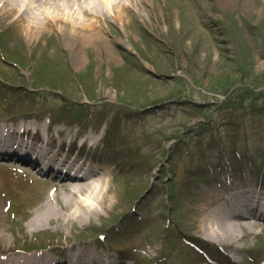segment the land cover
Wrapping results in <instances>:
<instances>
[{"label":"rangeland","instance_id":"1","mask_svg":"<svg viewBox=\"0 0 264 264\" xmlns=\"http://www.w3.org/2000/svg\"><path fill=\"white\" fill-rule=\"evenodd\" d=\"M139 5L143 17H130L124 28L88 5L116 42L117 60H110L104 47H89L82 68L56 33L29 43L19 27L16 32L3 28L8 22L0 24V117L52 115L69 120L59 122L64 129L100 132L105 148L96 158L102 154L113 162L104 177L113 188L126 184L120 188L122 201L113 196V206L99 208L102 217L51 233L28 232L35 226V198H22V212L13 219L0 192L1 251L95 244L103 230L107 237L98 243L104 245L99 254L133 257L129 264H137L135 257L151 258L150 264H200L204 258L191 241L212 235L198 231L200 217L193 209L204 207L207 195L217 201L231 194L228 171L233 183L259 179L264 169V0H141ZM7 95L13 104L6 108ZM4 170L0 182L7 185L1 191L28 187L23 184L28 175ZM238 171H244L243 178ZM64 195L61 189L56 193L60 200ZM127 214L132 221L125 225L138 229L124 233ZM231 235L243 247L237 260L253 264L248 251L264 264L262 234ZM200 247L220 261L218 251Z\"/></svg>","mask_w":264,"mask_h":264},{"label":"bare ground","instance_id":"2","mask_svg":"<svg viewBox=\"0 0 264 264\" xmlns=\"http://www.w3.org/2000/svg\"><path fill=\"white\" fill-rule=\"evenodd\" d=\"M143 1L147 4L153 3V0ZM87 2H89V6H93V9H97L98 14H101L105 21L106 19L114 20L123 28L129 23L130 17L133 20L143 17L139 7L141 0H101L102 4H98L96 0H0V24L8 22L3 28L11 31H16L15 28L19 27V30H22L19 32L29 43L45 38L48 33H56L60 36L68 51L71 52L73 62L77 68H82L85 65V50L89 47H96L97 49L104 47L108 58L116 61L114 51L116 42L108 38L106 35L107 28L104 26L102 18L96 13H90L88 5L84 4ZM127 10L136 14L130 15ZM33 126L37 127V125ZM39 128L36 135L29 137L32 139V151L30 153L37 151L39 144L42 143L40 139L43 135L40 130L44 129V126L40 125ZM46 129L48 130L49 139L47 144L49 159L54 157L51 154H53L52 147L57 141L56 137H61L64 141L68 138H75L70 135H78V133L73 134L65 129H52L50 126ZM12 133V135H16L15 132ZM92 135L93 133H89L85 137L86 144L92 143L95 145L98 143L96 135ZM18 136L24 137L25 135ZM12 146L13 144L8 145V147ZM57 154L59 155L60 151ZM87 160L89 159L87 158ZM67 162L79 164L76 159L73 160L69 156H67ZM108 172L101 168V170L89 172L83 176H66L58 183L47 184L44 191L53 188L55 189V195L47 196L45 194L37 202L38 208L34 209L33 224H31L35 226L28 232L33 234L37 231L58 232L65 230L70 224L74 226V221L89 224L95 218L102 217L99 208L106 210L108 205L113 206L115 204L112 201L113 196H118L119 200L122 201L120 188L126 186L125 182L120 184V187L116 186L115 188L108 185V179L104 177V175L109 174ZM0 173L3 179L4 173ZM6 185L7 183H4L3 180L0 182V192H2L1 188ZM246 187L249 186H234V195L231 194L229 198L224 197L219 201L210 200L212 195L210 197L207 195L202 201V203L206 201L204 207L193 209L194 216L198 215L200 217L201 226L199 228L201 230L198 231L206 232L207 230L212 235L208 236L207 240L199 236V240H204L209 246H216L223 242L232 248L239 239L236 235H231L234 232L241 231L242 235L247 236L249 234L250 236L254 235V237L262 234V232L264 234L261 219L257 217L256 213L244 212L241 209L244 202L254 197L253 193L250 194L246 191ZM60 189L65 192L61 200L60 197H56V193ZM82 195H85L87 200L79 201L78 198H81ZM197 195V201L199 202L201 194L198 193ZM124 199L127 202L130 197ZM19 210V205L14 203L10 205L11 213L15 212L18 216ZM260 227L262 231L258 232L257 229ZM243 231L247 232L243 234ZM224 233L228 234L229 237L224 236ZM229 238L232 239L229 240ZM96 248L97 250L100 249L99 247ZM0 259V264H108L111 262V257L108 254L98 255L94 248L89 245L75 249L71 257L65 261H58L55 258V253L51 250H43L40 253L31 255L8 253L1 256Z\"/></svg>","mask_w":264,"mask_h":264}]
</instances>
